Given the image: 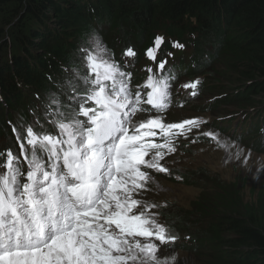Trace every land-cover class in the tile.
<instances>
[{"label": "snow or ice", "instance_id": "obj_1", "mask_svg": "<svg viewBox=\"0 0 264 264\" xmlns=\"http://www.w3.org/2000/svg\"><path fill=\"white\" fill-rule=\"evenodd\" d=\"M163 43L156 36L146 56L156 61ZM136 55L131 47L123 53ZM77 58L84 70L73 61L65 69L71 78L43 101V120L55 134L33 110L32 122L12 125L19 155L0 151V264H178L174 252L162 258L159 251L180 238L153 211L161 205L138 197L153 183L147 170L171 175L162 161L206 121H167L176 78L167 61L148 68L133 90L132 73L101 40L82 45ZM200 83L181 87L195 97ZM201 135L223 146L213 131Z\"/></svg>", "mask_w": 264, "mask_h": 264}, {"label": "trees", "instance_id": "obj_2", "mask_svg": "<svg viewBox=\"0 0 264 264\" xmlns=\"http://www.w3.org/2000/svg\"><path fill=\"white\" fill-rule=\"evenodd\" d=\"M100 27L129 32L145 46L158 31L193 36L195 54L207 58L202 99L225 95L221 101L230 103L216 104L209 114L254 108L264 139V0H0V130L7 108L17 111L31 92H57L60 68L76 62L79 43ZM220 56L233 76L228 84L213 67ZM207 67L218 79L207 80ZM180 176L203 188L190 203L193 212L170 220L198 241L191 255L202 256L201 264H264V188L246 201L244 184Z\"/></svg>", "mask_w": 264, "mask_h": 264}, {"label": "rangeland", "instance_id": "obj_3", "mask_svg": "<svg viewBox=\"0 0 264 264\" xmlns=\"http://www.w3.org/2000/svg\"><path fill=\"white\" fill-rule=\"evenodd\" d=\"M213 67H218V73L221 76L220 82L225 81L224 84H228L233 79L223 63L222 56L214 63ZM206 70L209 72L208 81L218 79L213 69L207 67ZM199 102V100L194 101V106H199ZM196 116L213 119L209 113L194 109H170L166 119L168 122H178ZM138 118H147V114H142ZM246 124L245 121H242V117L238 116L227 129L229 132L234 129L236 135H241L246 129ZM204 131H213L223 142V146L218 145L211 138L202 136L201 133ZM242 142L229 138L223 132L214 130L207 125H201L200 129H193L187 139L182 137L179 141L177 152L166 156L162 161L169 168L171 175H154L150 173L152 170H148L154 178L153 183L149 185L150 190H142V195L138 198L161 205L160 208L153 209V211L159 212V216L166 221L177 216L185 217L189 212H193L190 203L199 196L203 188L200 184L177 180L176 177L184 172L185 176L197 175L196 179L199 181L206 180L202 178L203 176L211 177L214 181L219 178L227 182H234L238 186L244 184L243 197L246 201L254 200L258 189L264 188V150L254 151ZM237 153H240L239 159L235 158ZM245 158L247 159L245 160ZM159 251L162 258L170 256L174 252L178 256V264H201L200 262L205 261L200 256L198 262L190 251L180 249L171 251L159 249Z\"/></svg>", "mask_w": 264, "mask_h": 264}]
</instances>
